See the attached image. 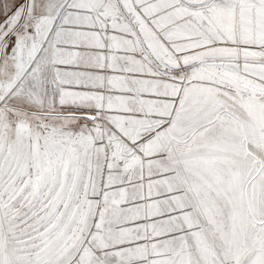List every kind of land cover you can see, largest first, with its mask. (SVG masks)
Instances as JSON below:
<instances>
[{"label": "snow or ice", "instance_id": "snow-or-ice-1", "mask_svg": "<svg viewBox=\"0 0 264 264\" xmlns=\"http://www.w3.org/2000/svg\"><path fill=\"white\" fill-rule=\"evenodd\" d=\"M0 264H264V0H0Z\"/></svg>", "mask_w": 264, "mask_h": 264}]
</instances>
